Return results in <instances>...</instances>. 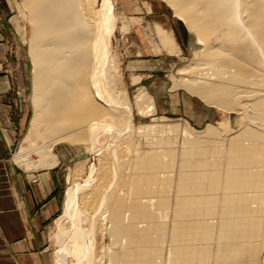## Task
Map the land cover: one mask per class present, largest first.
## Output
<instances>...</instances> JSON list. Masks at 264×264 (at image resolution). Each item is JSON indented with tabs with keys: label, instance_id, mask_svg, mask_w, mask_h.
<instances>
[{
	"label": "bare ground",
	"instance_id": "1",
	"mask_svg": "<svg viewBox=\"0 0 264 264\" xmlns=\"http://www.w3.org/2000/svg\"><path fill=\"white\" fill-rule=\"evenodd\" d=\"M163 1L198 46L172 77L239 114V127L137 128L132 107L147 113L151 96L140 86L133 106L115 91L110 0H23L34 112L14 158L53 168V146L65 140L99 157L64 197L57 264H264V0ZM155 30L182 54L172 28L157 22ZM134 138L148 148L125 153ZM99 231L108 238L101 256Z\"/></svg>",
	"mask_w": 264,
	"mask_h": 264
},
{
	"label": "rangeland",
	"instance_id": "2",
	"mask_svg": "<svg viewBox=\"0 0 264 264\" xmlns=\"http://www.w3.org/2000/svg\"><path fill=\"white\" fill-rule=\"evenodd\" d=\"M133 1L134 5L129 6L123 0H110V10L116 22L113 38L111 37L113 63L117 70L115 75L117 80L114 82L117 87L115 91H119L116 92L122 95L120 99L127 96L132 105H135V95L140 86H144L151 96L147 103H152L149 107L151 110L147 113H137V108L134 105L132 107L133 122L137 125L136 127L149 123L185 126L188 122L189 127L194 131L204 130L208 123L218 125L228 122L231 128L239 127V114L230 110L225 111L213 104H207L202 97L196 94L192 95L189 90V92L186 90L188 88L185 87V89L178 85L179 83L173 78V74L180 66L185 62L195 60L198 56L195 50V47H198L195 44V38L185 23L174 15L173 9L163 0ZM101 3L102 0H99L98 6H101ZM23 5V0H0V26L4 27L2 35L5 42V47L2 46L0 52H8L10 55L7 61L0 62V70L9 71L14 76L17 93L20 91V98L23 99L20 114L24 111L27 121L24 129L20 130L16 136L9 157L17 167L28 172L43 168L35 166L28 169L17 163L14 158L24 144L34 112L32 103L33 64L29 55L31 28L27 10ZM157 22L174 30L182 54L179 56L176 53L172 54L164 47L155 30ZM134 77L139 79H134ZM181 139L182 137L176 139L175 146L178 147ZM65 141L56 142L53 146V150L60 160L55 167L62 175V208L49 219L46 225V264H57L55 258L62 252V247L57 243L55 237L58 231V221L63 216L64 197L79 182H82L89 172V166L93 162L94 164L98 162V156L93 153L90 156L87 155L88 152L78 148V143L73 142L72 144L71 141ZM129 141L131 140L124 141L125 153H134L135 150L143 152L148 148V145L140 142L139 139L134 138L133 141ZM30 158L35 160L33 156ZM97 234L96 252L101 256L102 247L107 245L108 238L104 237L102 240L101 232L99 231ZM74 258L69 257L68 264H72ZM107 261L108 258L104 257L103 264H107Z\"/></svg>",
	"mask_w": 264,
	"mask_h": 264
},
{
	"label": "crops",
	"instance_id": "3",
	"mask_svg": "<svg viewBox=\"0 0 264 264\" xmlns=\"http://www.w3.org/2000/svg\"><path fill=\"white\" fill-rule=\"evenodd\" d=\"M9 56L0 52V62ZM20 95L14 76L0 70V264H46V225L62 208V175L56 167L26 172L10 161L27 121Z\"/></svg>",
	"mask_w": 264,
	"mask_h": 264
}]
</instances>
